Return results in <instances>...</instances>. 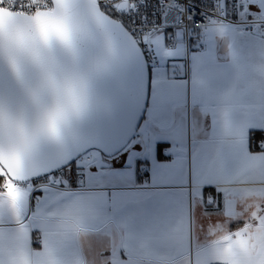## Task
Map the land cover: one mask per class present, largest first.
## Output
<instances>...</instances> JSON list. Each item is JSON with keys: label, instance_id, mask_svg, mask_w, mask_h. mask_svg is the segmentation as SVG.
I'll list each match as a JSON object with an SVG mask.
<instances>
[{"label": "crops", "instance_id": "obj_1", "mask_svg": "<svg viewBox=\"0 0 264 264\" xmlns=\"http://www.w3.org/2000/svg\"><path fill=\"white\" fill-rule=\"evenodd\" d=\"M244 10L264 16V0ZM201 38L205 51L158 48L132 150L0 204L4 264H264V25Z\"/></svg>", "mask_w": 264, "mask_h": 264}, {"label": "snow or ice", "instance_id": "obj_2", "mask_svg": "<svg viewBox=\"0 0 264 264\" xmlns=\"http://www.w3.org/2000/svg\"><path fill=\"white\" fill-rule=\"evenodd\" d=\"M12 7L41 14L31 20H5L0 26V204L18 209L26 161L76 133L88 134L87 123L80 122L90 110L94 74L84 55L73 59L80 43L73 0H43L39 8L23 0ZM112 7L120 11L116 3ZM144 43L149 44L147 37ZM223 165L231 170L235 161L226 156ZM5 245L0 239V249ZM26 259L15 258L14 264H25Z\"/></svg>", "mask_w": 264, "mask_h": 264}, {"label": "water", "instance_id": "obj_3", "mask_svg": "<svg viewBox=\"0 0 264 264\" xmlns=\"http://www.w3.org/2000/svg\"><path fill=\"white\" fill-rule=\"evenodd\" d=\"M75 25L80 37L73 59L84 55L93 72L89 88L90 110L80 123L88 134H74L57 148L26 161L24 181L39 179L71 167L83 154L97 150L112 158L135 139L146 116L151 93V68L146 54L129 29L106 13L98 0H73ZM23 14L0 7V26ZM97 111H102L96 115Z\"/></svg>", "mask_w": 264, "mask_h": 264}, {"label": "built area", "instance_id": "obj_4", "mask_svg": "<svg viewBox=\"0 0 264 264\" xmlns=\"http://www.w3.org/2000/svg\"><path fill=\"white\" fill-rule=\"evenodd\" d=\"M23 0H3L2 8L23 14H33L31 10L21 12L13 9V4ZM39 8L43 0H30ZM102 9L122 22L134 35L142 46L150 68L160 65V57L156 44L152 42V36L157 35L163 40L166 49L175 50L179 43H184L187 54L191 51H205L206 44L202 42V36L211 26H231L242 34L253 33L257 27L264 25V16L255 11H245V0H99ZM116 3L117 11L112 7ZM147 37L149 44L144 43ZM141 138L140 134H137ZM176 148L179 145L175 146ZM165 147L163 153H169ZM99 161L98 157L88 152L71 166L61 168L55 173L45 177L20 182V189L28 190L34 195L38 190L59 187L70 189V174H77L91 170ZM76 169V170H75ZM139 177L147 178V168L139 171ZM84 177L80 180L83 182ZM3 184V183H2ZM37 244L42 240L35 237Z\"/></svg>", "mask_w": 264, "mask_h": 264}, {"label": "rangeland", "instance_id": "obj_5", "mask_svg": "<svg viewBox=\"0 0 264 264\" xmlns=\"http://www.w3.org/2000/svg\"><path fill=\"white\" fill-rule=\"evenodd\" d=\"M152 42L154 44H156L157 48L165 47V44H164L163 40H159L158 37H157V35L152 36ZM136 141H138V136L127 146V148L124 150L123 153H125L126 151L132 150V146L134 145V143ZM91 153L93 155H95V156H97V157H99V158H101V159L104 160L102 154L99 151L93 150V151H91ZM134 155H135V153L132 154V156H134Z\"/></svg>", "mask_w": 264, "mask_h": 264}, {"label": "trees", "instance_id": "obj_6", "mask_svg": "<svg viewBox=\"0 0 264 264\" xmlns=\"http://www.w3.org/2000/svg\"><path fill=\"white\" fill-rule=\"evenodd\" d=\"M151 75H152V68H151ZM145 118H146V116H145ZM145 118H144V120H145ZM143 120V121H144ZM138 133H139V131H138ZM165 147H167V146H165V145H159V155L160 154H162L163 152H162V149L163 148H165ZM162 156V155H161ZM167 158H169V157H166V156H164V157H161V159H167ZM141 165H142V161L141 160H138L137 161V166H138V169L141 167ZM76 170V169H75ZM140 171V170H139ZM78 174V173H77ZM76 175V174H75ZM77 177H78V175H76ZM78 180V178L76 179V181ZM2 183H3V177H0V185H2Z\"/></svg>", "mask_w": 264, "mask_h": 264}, {"label": "bare ground", "instance_id": "obj_7", "mask_svg": "<svg viewBox=\"0 0 264 264\" xmlns=\"http://www.w3.org/2000/svg\"><path fill=\"white\" fill-rule=\"evenodd\" d=\"M84 173V172H83ZM80 174V173H79Z\"/></svg>", "mask_w": 264, "mask_h": 264}]
</instances>
